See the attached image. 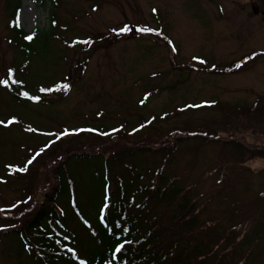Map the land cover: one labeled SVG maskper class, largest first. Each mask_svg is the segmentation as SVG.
<instances>
[{
    "label": "rangeland",
    "instance_id": "1",
    "mask_svg": "<svg viewBox=\"0 0 264 264\" xmlns=\"http://www.w3.org/2000/svg\"><path fill=\"white\" fill-rule=\"evenodd\" d=\"M19 1L26 33L51 29L53 20L54 27L46 38L38 32L21 56L9 30L16 0H0V81L12 69L30 83L69 87L48 93L47 103H18L0 83V264L15 260L22 247L5 230L38 204L31 199L24 206L25 188L52 184L46 165L73 146L102 153L68 161L71 219L77 209L98 225L106 221L99 219L105 167L110 190L124 177L140 201L141 174L149 178L172 159L167 176L193 189L200 217L213 222L209 230L238 224L237 240H250L251 264H264V0ZM125 26V35L117 34ZM145 27L155 31L130 34ZM118 125L128 129L125 137L111 136ZM65 130L76 139L56 143ZM164 145L171 148L167 157L139 149ZM37 151L33 176L5 171ZM20 259L30 264L26 253Z\"/></svg>",
    "mask_w": 264,
    "mask_h": 264
},
{
    "label": "trees",
    "instance_id": "2",
    "mask_svg": "<svg viewBox=\"0 0 264 264\" xmlns=\"http://www.w3.org/2000/svg\"><path fill=\"white\" fill-rule=\"evenodd\" d=\"M19 10L20 1L16 0L15 8L10 15L9 30L15 32V37L11 40L17 47L18 54L26 56L30 53V45L37 41L38 32L43 31V38H46V32L52 29V24L54 27L55 21H52L51 29L36 30L28 34L19 25L17 18ZM117 34L125 35V32L119 30ZM130 34L139 38L146 36L145 32L140 30H136V34ZM27 36L33 38L28 40L25 38ZM23 59L25 58H20V60ZM4 80H8L9 83L2 86L18 103H47L45 97L49 96L50 92H41L40 89L54 88V84L48 86L22 80L14 71L11 75H6ZM13 80L21 83L14 84ZM21 91L28 92L30 96H39L40 99L29 100L18 95ZM127 131L125 126L118 125L112 129L111 136L125 137ZM71 135L66 138L59 136L61 139L55 142L66 141L65 139L75 140L77 136ZM46 138L52 143L55 140V136H46ZM213 139L225 144L233 143V145L243 146L237 139L221 140L219 137ZM51 146L45 145L48 149ZM139 149L152 154H161L162 157L171 154V151H168L171 149L168 145L155 149L151 147ZM239 150L241 152V149ZM101 153L99 147L80 149L76 146L68 147L60 154L54 153L55 158L46 165V169L48 168L51 172L52 184L49 182L46 185H40L30 182L25 188L29 192L27 195L29 201L27 205L24 203V206H29L31 199L34 203L38 202L37 206L30 210L29 214L21 211L18 214L21 223L15 222L14 227L5 230L4 234H14L17 242H20L22 246L20 251L16 252V259L6 264H24L26 260L20 259L24 252L30 264H80L81 260L85 261V264L252 263L250 243H245L250 240H237L238 224L227 225L222 230L211 232L209 228L210 225L213 226V222L200 217L201 212L194 198L193 189L189 185L179 183L175 175L167 176V168L171 165L172 159L162 160L157 166V171L149 172V178L141 174L138 184H135V192L139 193L140 201L124 177L119 178L116 190H110L111 182L106 173L110 175L111 170L104 165L105 196L104 204L99 211V219H106V221L98 225L96 220H92L83 211L77 209L74 211L75 216L71 219L66 202L72 200L75 184L69 176L68 161L73 157L98 158ZM244 153L254 156L249 150ZM108 158L116 159V156L112 154ZM106 163L107 160H105ZM32 164L27 165L26 161L21 166L7 165L4 169L6 172H15L14 175L29 178L35 174H30ZM26 165V172L21 174L15 171L16 168ZM223 169L225 175L226 167L224 166ZM34 170L38 171L37 168ZM61 199H64L62 203H60ZM105 204L108 205L107 208L104 207ZM73 219L76 221L74 222ZM259 229L262 228H258V233ZM121 244L123 248L120 252H116V247ZM243 244L248 245V248L244 249Z\"/></svg>",
    "mask_w": 264,
    "mask_h": 264
},
{
    "label": "snow or ice",
    "instance_id": "3",
    "mask_svg": "<svg viewBox=\"0 0 264 264\" xmlns=\"http://www.w3.org/2000/svg\"><path fill=\"white\" fill-rule=\"evenodd\" d=\"M155 11V10H154ZM129 29L127 28V26H125L124 28H121L120 31L121 32H124V31H128ZM140 31L142 32H153L155 31L154 29H151V28H141L139 29ZM26 39L28 40H31L33 37L32 36H27L25 37ZM83 43L87 44V43H90V41H83ZM173 51H175V49L173 48ZM201 63H204V61H201ZM239 67V65H237ZM12 74V69H9V75ZM0 83L4 84V85H8L9 81L8 80H3V81H0ZM12 83L16 84V83H21L19 81H16V80H13ZM69 87L68 84H62V85H56L54 88H41L40 91L41 92H52V91H60L62 89H67ZM18 95L20 96H23L29 100H34V101H38L40 99L39 96H30L28 92L26 91H21V92H18ZM141 103H143V101H141ZM0 123H3V121H0ZM13 123V120H9L8 121V124H12ZM141 127H143V125H141ZM28 131H35L34 129L32 128H29ZM115 131V129H114ZM69 133L67 132V130H65L63 133H61L60 135H68ZM57 138L59 139V136H57ZM41 151H43V149H41ZM40 153L37 152L34 156H32L31 159H28L27 160V165H31L33 163V161L36 159V156H39ZM27 165L25 167H20V168H16L15 171H18V172H26L27 171ZM11 167V166H9ZM105 208L108 207L107 204H105L104 206ZM103 219V218H102ZM123 248V245H119L118 247H116V252H120L121 249ZM80 264H85V261L81 260L80 261Z\"/></svg>",
    "mask_w": 264,
    "mask_h": 264
}]
</instances>
